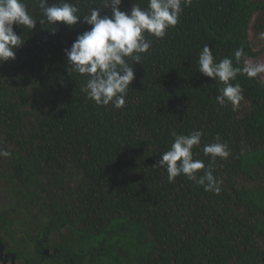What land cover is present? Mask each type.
I'll use <instances>...</instances> for the list:
<instances>
[{
	"label": "trees",
	"instance_id": "16d2710c",
	"mask_svg": "<svg viewBox=\"0 0 264 264\" xmlns=\"http://www.w3.org/2000/svg\"><path fill=\"white\" fill-rule=\"evenodd\" d=\"M25 2L36 25H14L23 43L14 60L0 64V182L17 206H44L43 192L74 183L61 216L71 250L80 247L90 264H257L264 246V83L238 77L243 99L233 110L216 102L221 85L196 61L204 43L217 59L237 47L244 58L254 56L250 32L264 33V0H193L179 24L153 42L145 63L133 65L123 109L95 106L80 91L84 80L69 75L64 49L91 27L83 16L73 26H49L33 0ZM136 2L123 0L121 11ZM78 7L111 15L103 0H79ZM195 129L204 136L194 158L211 163L218 194L185 176L169 182L158 168L172 132ZM217 136L230 156L210 161L202 147Z\"/></svg>",
	"mask_w": 264,
	"mask_h": 264
},
{
	"label": "clouds",
	"instance_id": "9594fccd",
	"mask_svg": "<svg viewBox=\"0 0 264 264\" xmlns=\"http://www.w3.org/2000/svg\"><path fill=\"white\" fill-rule=\"evenodd\" d=\"M78 2L33 0L39 9L41 24L55 26L63 22L73 26L83 16V22L91 27L77 34L71 47L64 49L69 75L77 74L84 80L80 91L95 106L123 109L134 79L133 65L145 63L153 42L163 40L169 30L179 24L185 8L191 6L193 0H137L129 11H121L123 0H103L104 7L111 8V15H101L97 8L83 11ZM36 21L25 0H0V64L14 60V49L23 43L14 25L32 29ZM52 31L55 34V27ZM244 56V49L237 47L231 55L217 59L213 49L204 43L196 61L200 73L221 85L216 102L221 106L231 104L233 110L243 99V89L236 82L238 77L253 79L264 73V64L245 60ZM171 135L170 147L162 152L158 161V168L166 170L168 181L185 176L204 191L218 194L220 181L211 163L206 165L203 160L194 158L193 150L201 148L204 132L195 129L187 134L173 131ZM202 154L215 161L227 159L230 151L217 136L215 142L203 144Z\"/></svg>",
	"mask_w": 264,
	"mask_h": 264
},
{
	"label": "flooded vegetation",
	"instance_id": "af4514ba",
	"mask_svg": "<svg viewBox=\"0 0 264 264\" xmlns=\"http://www.w3.org/2000/svg\"><path fill=\"white\" fill-rule=\"evenodd\" d=\"M254 56H246L245 60H256L260 49L251 40ZM264 80L260 74L258 77ZM6 159L0 158V167ZM68 182L62 186L42 193L39 208L17 206V201L11 199V191L4 190L0 182V264H90L81 248L76 246L71 250V234L67 219H63L60 205L66 201ZM70 183L69 186H73ZM68 186V187H69ZM64 189V190H63ZM71 202V200H69ZM51 212L52 216L44 217L39 212ZM49 220L44 225L36 220ZM262 256L257 264H264V246Z\"/></svg>",
	"mask_w": 264,
	"mask_h": 264
},
{
	"label": "rangeland",
	"instance_id": "374dc122",
	"mask_svg": "<svg viewBox=\"0 0 264 264\" xmlns=\"http://www.w3.org/2000/svg\"><path fill=\"white\" fill-rule=\"evenodd\" d=\"M250 38L252 42L258 46V49H260V55L258 59L253 61L264 64V33L258 37H253V33L250 32ZM260 76L264 80V73H260ZM0 192H3V189L0 188Z\"/></svg>",
	"mask_w": 264,
	"mask_h": 264
}]
</instances>
